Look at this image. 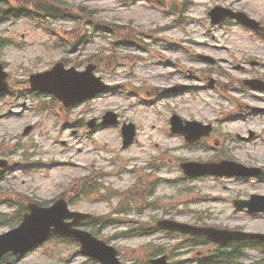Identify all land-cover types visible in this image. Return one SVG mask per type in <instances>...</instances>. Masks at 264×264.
Masks as SVG:
<instances>
[{
	"label": "rangeland",
	"instance_id": "1",
	"mask_svg": "<svg viewBox=\"0 0 264 264\" xmlns=\"http://www.w3.org/2000/svg\"><path fill=\"white\" fill-rule=\"evenodd\" d=\"M52 2L93 22L34 8ZM215 5L242 11L264 26V0L0 1V9L8 11L0 17V63L10 85L0 94V161L6 162L0 168V234L19 223L28 198L49 206L64 194L70 209L106 221L81 227L115 247L122 264H150L160 255H167L169 264H222L202 262L210 256L233 259L231 264H264L257 246L218 247L162 231L123 235L154 229L159 219L264 233V213L250 216L232 206L234 199L264 195V174L256 180L189 178L179 168L182 160L227 159L264 169V112L249 108L264 109V91L242 86L252 76L264 80V36L234 19L211 25L207 13ZM78 28L83 36L77 40ZM121 30L133 39H123ZM98 58L95 75L109 91L72 109L64 111L52 96L29 91L30 75L57 61L82 70ZM211 79L216 80L212 89ZM171 87L177 90L167 95ZM106 111L117 113L118 125L86 127L91 118L100 123ZM172 112L211 123L207 147L186 148L171 135L166 127ZM124 122L135 126L126 148L120 135ZM86 181L101 188L100 194L83 187ZM5 258L14 264H100L82 256L76 243L51 238L20 257Z\"/></svg>",
	"mask_w": 264,
	"mask_h": 264
},
{
	"label": "water",
	"instance_id": "2",
	"mask_svg": "<svg viewBox=\"0 0 264 264\" xmlns=\"http://www.w3.org/2000/svg\"><path fill=\"white\" fill-rule=\"evenodd\" d=\"M237 18L239 21L247 23L252 27L258 28V23L248 19L241 13L213 14L212 23H219L226 16ZM94 66H89L85 72H75L74 69L64 70L61 64H57L51 71L35 74L30 77L31 87L42 92H50L62 100L65 106H70L84 98L92 97L98 92L104 90L106 85L102 84L98 78H94L92 71ZM5 74L1 71L0 66V91L6 88L2 83ZM251 87L263 89L264 85L257 81H246ZM106 125L115 124L117 116L108 112L103 117ZM197 124H191L188 128H183L177 117L172 119V130L183 133L189 141H193L200 135H206L209 128L205 131L197 128ZM93 127V121L89 124ZM199 127V126H198ZM29 128L26 129V132ZM123 146L129 145L134 137L133 125L124 126ZM185 174L190 176L201 174H225L236 176L256 175L258 169H250L233 162L223 161L219 164H199L185 163L182 164ZM236 211L247 208L250 213L264 211V196H252L249 201H234ZM30 213L25 214L20 226L6 234L0 236V257L9 251L14 253H25L35 244L45 241L50 235L55 234L62 237H72L80 243L81 252L99 259L105 264H120L116 258V250L98 241L91 234L73 228L80 221L89 217L87 214L70 212L67 209L64 200H58L50 208H40L35 204H29ZM72 219V222H64L65 219ZM157 226L163 230L179 231L185 234L204 235L209 241L217 244H225L232 240H255L264 244V234L243 233L228 230H217L214 228H203L190 226L174 221L162 220ZM152 264H167L166 256L151 260ZM6 264H11L7 262Z\"/></svg>",
	"mask_w": 264,
	"mask_h": 264
},
{
	"label": "trees",
	"instance_id": "3",
	"mask_svg": "<svg viewBox=\"0 0 264 264\" xmlns=\"http://www.w3.org/2000/svg\"><path fill=\"white\" fill-rule=\"evenodd\" d=\"M48 7H50L49 5H47ZM40 8L43 9L42 11H44L45 13H50L51 15H53L55 13V10H53L52 8H47L46 6L44 5H40ZM126 35V34H125ZM140 232V233H143L141 231H137V233Z\"/></svg>",
	"mask_w": 264,
	"mask_h": 264
}]
</instances>
